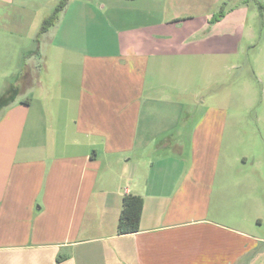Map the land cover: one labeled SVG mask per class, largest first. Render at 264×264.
<instances>
[{"label":"crops","instance_id":"obj_1","mask_svg":"<svg viewBox=\"0 0 264 264\" xmlns=\"http://www.w3.org/2000/svg\"><path fill=\"white\" fill-rule=\"evenodd\" d=\"M58 2L0 0V264H264V168L188 150L195 132L222 141L225 108L193 123L194 104L177 100L207 55L240 52V37H217L248 1L85 0L86 11L121 7L127 21L53 38L56 58H75L66 77L43 69L59 18L41 25ZM149 13L153 22H130ZM195 18L216 36L179 37ZM127 193L144 199L140 229L119 234Z\"/></svg>","mask_w":264,"mask_h":264},{"label":"rangeland","instance_id":"obj_2","mask_svg":"<svg viewBox=\"0 0 264 264\" xmlns=\"http://www.w3.org/2000/svg\"><path fill=\"white\" fill-rule=\"evenodd\" d=\"M52 1L55 2V0ZM95 1L103 3V0ZM247 1V8L244 7L243 11L235 13L231 25L224 28L217 37H228L230 34L236 38L240 37V52L238 54L213 55L210 53L207 55L208 66L203 68L193 66V80L188 86L190 92L183 97L178 95L177 100L178 102L184 101L187 105L194 104L192 108L188 107L185 114L188 122L193 123L198 119L212 115L214 110L211 107L225 108L215 110L217 113L220 112V116L227 119L226 132L222 141L216 138L214 141L206 142L200 138V134L197 135L195 132L193 136H188L187 140L185 139L188 150L198 151L208 148L217 151L221 149L227 155L230 153L237 156L240 168H264V0ZM69 5L71 7L68 11L60 13L56 28L50 29V39L44 38L45 43L42 44V53L50 55L49 67L43 65V69L44 71L48 69L51 76L56 70L63 77H66L65 71L69 76L68 72L71 67H69V63L74 58L68 49L59 54L61 57L56 58L55 52L57 51L53 45V38L57 37L59 40L61 35H70V37L84 35L85 38H93L95 35L104 36L106 30L102 26L92 29L90 25L107 20L112 22L114 28H118L124 20L127 21L122 16H128V14L123 13L121 7L111 9L107 6L103 10L99 6V9L86 11L88 7L85 5V0H71ZM154 14H145V17L141 14L136 17L132 16L130 22L136 24L153 22ZM156 16L158 17L157 14ZM199 23L197 18L185 22L184 28L178 30V36L191 33L194 43L201 36H216L211 30H209V34L201 35L203 30L200 29L201 23L200 25ZM116 25L118 26L116 27ZM114 31L115 29H113ZM216 46L218 47L217 44H215ZM37 63L44 64L46 61L39 60ZM194 63L195 65L198 63L196 57ZM72 68L75 69L74 64H72ZM76 71L72 70V77ZM43 74L45 75L44 83H50L53 77H50L48 82L46 77L49 75H46L45 72ZM39 91V89H35L33 93L35 99H41ZM208 113L209 115H207ZM187 127L189 128V126Z\"/></svg>","mask_w":264,"mask_h":264},{"label":"trees","instance_id":"obj_3","mask_svg":"<svg viewBox=\"0 0 264 264\" xmlns=\"http://www.w3.org/2000/svg\"><path fill=\"white\" fill-rule=\"evenodd\" d=\"M69 0H59L55 11L44 19L41 25V32L47 31L52 25L55 24L59 18L60 13L67 6ZM225 15L224 9H221L219 13L214 17V20H218ZM144 206V199L141 195L127 193L122 199V210L118 221V233H130L136 232L140 229L141 213Z\"/></svg>","mask_w":264,"mask_h":264}]
</instances>
